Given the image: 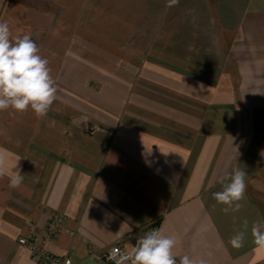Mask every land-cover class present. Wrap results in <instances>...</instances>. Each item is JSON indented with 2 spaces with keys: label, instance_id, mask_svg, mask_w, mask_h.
<instances>
[{
  "label": "crops",
  "instance_id": "obj_1",
  "mask_svg": "<svg viewBox=\"0 0 264 264\" xmlns=\"http://www.w3.org/2000/svg\"><path fill=\"white\" fill-rule=\"evenodd\" d=\"M5 21L57 92L45 117L0 111V154L24 176L0 178V264H32L19 239L56 213L46 248L74 264L160 227L177 264H264V0H0ZM236 167L245 199L225 212L213 194Z\"/></svg>",
  "mask_w": 264,
  "mask_h": 264
},
{
  "label": "clouds",
  "instance_id": "obj_2",
  "mask_svg": "<svg viewBox=\"0 0 264 264\" xmlns=\"http://www.w3.org/2000/svg\"><path fill=\"white\" fill-rule=\"evenodd\" d=\"M39 52L30 35L13 40L8 23L0 22V111L32 110L39 118L47 116L56 99L57 88L49 62ZM247 174L244 169L234 168L226 177L228 182L223 184L222 190L213 194L217 203L226 206L223 211H236L242 207L240 202L245 199ZM5 176L9 177L13 188L19 187L24 179L19 169L9 172L6 158L0 154V178ZM248 231L249 222L245 219L242 230L231 237V246L237 249L243 247ZM250 233L257 248L264 250V221L252 223ZM176 244L175 236L165 235L162 227L156 228L138 237L124 259L130 264H177L173 255ZM179 264H204V261L198 262L184 255Z\"/></svg>",
  "mask_w": 264,
  "mask_h": 264
},
{
  "label": "built area",
  "instance_id": "obj_3",
  "mask_svg": "<svg viewBox=\"0 0 264 264\" xmlns=\"http://www.w3.org/2000/svg\"><path fill=\"white\" fill-rule=\"evenodd\" d=\"M64 220L65 217L62 214H54L47 226V236L38 242H33L27 238L19 239V244L31 253L32 264H74L68 256L54 255L46 248L51 237L62 231ZM127 253L128 251L125 249L113 246L104 252L92 253L91 259L110 264H125L129 262L124 259Z\"/></svg>",
  "mask_w": 264,
  "mask_h": 264
}]
</instances>
